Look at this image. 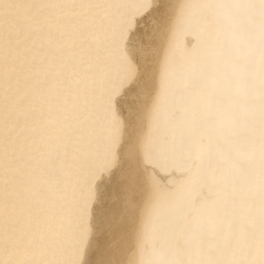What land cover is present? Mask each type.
Here are the masks:
<instances>
[{
	"label": "bare ground",
	"instance_id": "1",
	"mask_svg": "<svg viewBox=\"0 0 264 264\" xmlns=\"http://www.w3.org/2000/svg\"><path fill=\"white\" fill-rule=\"evenodd\" d=\"M0 264H264V0H0Z\"/></svg>",
	"mask_w": 264,
	"mask_h": 264
}]
</instances>
